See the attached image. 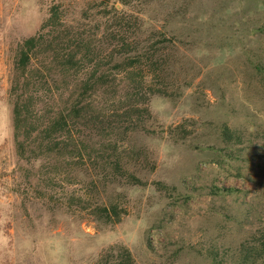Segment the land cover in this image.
I'll return each instance as SVG.
<instances>
[{
  "label": "rangeland",
  "instance_id": "374dc122",
  "mask_svg": "<svg viewBox=\"0 0 264 264\" xmlns=\"http://www.w3.org/2000/svg\"><path fill=\"white\" fill-rule=\"evenodd\" d=\"M86 2L0 0V264H98L107 250L117 246L127 247L137 264L233 263L238 246L252 243L264 227V83L252 74L241 50L210 48L201 53L188 49L182 42L186 37L173 40L172 61L177 63L169 81L175 83L174 90L185 78L191 84L179 88L182 95L176 100L150 101L153 119L147 127L155 135L137 132L130 135L131 143H121V150L141 152L133 163L127 153L125 161L148 185L108 184L101 189L105 205L124 210L118 224L96 222L76 200L69 205L73 197L89 200L92 193L85 185L65 174L41 171L42 163L29 165L17 157L8 100L16 50L37 33L53 4L73 12L67 19L78 20ZM228 3L114 4L134 17L140 6H146L144 26L161 30L170 12L181 8L192 16L193 6L210 11ZM229 6L238 11L241 3L236 0ZM249 19L262 24L264 13ZM181 24L188 25L178 17L175 25ZM141 36L145 39L149 34ZM197 37L201 36L192 39ZM255 46L254 51L264 57V38ZM95 101L108 109L113 98L103 95ZM223 125L241 136L239 143L228 147L221 140ZM177 127H182L177 130L181 134L189 133L175 142L171 130ZM26 175L32 189L20 185ZM158 182L175 189L160 191Z\"/></svg>",
  "mask_w": 264,
  "mask_h": 264
},
{
  "label": "trees",
  "instance_id": "16d2710c",
  "mask_svg": "<svg viewBox=\"0 0 264 264\" xmlns=\"http://www.w3.org/2000/svg\"><path fill=\"white\" fill-rule=\"evenodd\" d=\"M132 1L87 0L78 20L67 19L73 12L53 4L37 33L18 46L8 91L17 157L85 185L92 193L89 200L73 197L69 205L76 200L96 222L106 225L120 223L124 210L105 205L101 189L108 184L148 185L125 161L127 153L133 163L141 152L121 150V143H131L130 135L137 132L155 135L147 127L153 119L150 101L176 100L180 89L191 84L185 78L174 90L175 83L169 81L177 63L172 61L173 40L186 37L182 42L188 49L201 53L241 50L252 74L264 83V57L254 51L255 43L264 38V22L249 19L264 13V0H239L238 11L229 6L236 0L210 11L193 6L192 16L180 8L168 13L161 30L144 26L146 6H140L134 17L114 4L129 7ZM178 17L188 25H175ZM142 34L149 36L142 39ZM196 36L201 37L192 39ZM103 95L113 98L108 109L96 105V98ZM219 127V137L228 147L240 142L241 136L227 125ZM177 130L182 127L171 130L175 142L189 133ZM261 171L264 177V161ZM27 177L20 185L32 189ZM155 184L160 191L175 189ZM232 254L231 264H264V227L252 243L243 242ZM98 264L137 263L127 247L117 246Z\"/></svg>",
  "mask_w": 264,
  "mask_h": 264
}]
</instances>
